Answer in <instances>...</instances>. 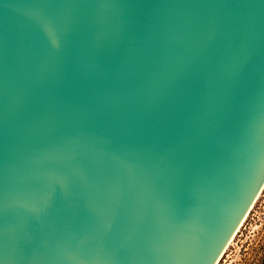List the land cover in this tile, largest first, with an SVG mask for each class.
Returning a JSON list of instances; mask_svg holds the SVG:
<instances>
[{
	"label": "water",
	"instance_id": "95a60500",
	"mask_svg": "<svg viewBox=\"0 0 264 264\" xmlns=\"http://www.w3.org/2000/svg\"><path fill=\"white\" fill-rule=\"evenodd\" d=\"M264 189V0H0V264H218Z\"/></svg>",
	"mask_w": 264,
	"mask_h": 264
},
{
	"label": "rangeland",
	"instance_id": "374dc122",
	"mask_svg": "<svg viewBox=\"0 0 264 264\" xmlns=\"http://www.w3.org/2000/svg\"><path fill=\"white\" fill-rule=\"evenodd\" d=\"M218 264H264V189Z\"/></svg>",
	"mask_w": 264,
	"mask_h": 264
}]
</instances>
